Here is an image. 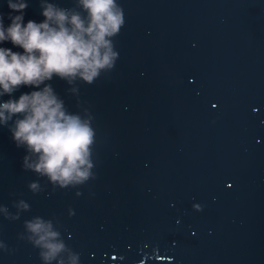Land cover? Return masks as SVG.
Segmentation results:
<instances>
[{
	"label": "water",
	"instance_id": "obj_1",
	"mask_svg": "<svg viewBox=\"0 0 264 264\" xmlns=\"http://www.w3.org/2000/svg\"><path fill=\"white\" fill-rule=\"evenodd\" d=\"M118 3L114 66L91 83L45 81L91 116L95 176L53 187L0 126V264H43L18 235L34 215L60 231L65 264L73 252L81 264H264V0ZM41 6L28 0L25 19H42Z\"/></svg>",
	"mask_w": 264,
	"mask_h": 264
},
{
	"label": "clouds",
	"instance_id": "obj_2",
	"mask_svg": "<svg viewBox=\"0 0 264 264\" xmlns=\"http://www.w3.org/2000/svg\"><path fill=\"white\" fill-rule=\"evenodd\" d=\"M77 3L79 9L41 0L43 18L35 20L25 19L23 9L28 0H7L8 8L14 11L0 13V97L7 96L0 99V126L7 125L15 143L26 149L22 166L47 177L53 187L80 184L95 176V128L90 115L68 111L63 99L45 81L55 74L69 83L76 77L91 83L101 69L112 68L119 50L111 37L125 23L118 0ZM21 85L30 87L14 94ZM28 187L40 191V181L31 180ZM76 194H80L79 189ZM15 203L23 209L30 207L23 198ZM0 211L7 215V206L0 204ZM74 211L69 207L68 214ZM18 217L19 213L12 215L13 219ZM23 223L25 231L18 235L24 238L27 233L43 264L54 259L56 264H65L58 254L67 245L50 219L34 215ZM6 247L0 239V249ZM69 264H81L78 252L72 253Z\"/></svg>",
	"mask_w": 264,
	"mask_h": 264
}]
</instances>
